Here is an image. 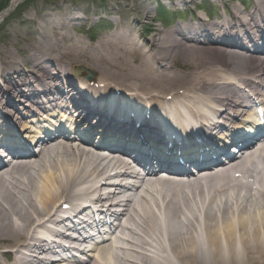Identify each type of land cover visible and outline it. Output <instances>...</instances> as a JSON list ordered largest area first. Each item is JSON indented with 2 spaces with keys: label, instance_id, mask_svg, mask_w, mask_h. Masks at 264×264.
I'll return each instance as SVG.
<instances>
[{
  "label": "bare ground",
  "instance_id": "6f19581e",
  "mask_svg": "<svg viewBox=\"0 0 264 264\" xmlns=\"http://www.w3.org/2000/svg\"><path fill=\"white\" fill-rule=\"evenodd\" d=\"M141 1L128 18L119 19L114 32L101 38L95 48L87 47L83 39L72 35L70 32L75 29L67 27L66 19L45 14L35 20V37L30 38L25 48L26 61L33 63L31 75L21 71L11 53L0 56V112L5 108L21 109L19 102L42 106L43 97L45 104L38 108L43 114L55 108L66 109L70 116L72 112L76 122L95 124L91 130L102 132L101 139L111 149L117 145L115 139L125 143L147 140L141 130L143 124L128 134L123 127L132 126L117 124L113 117L128 119L132 115L130 117L140 123L138 121L144 120L143 110L154 111L153 117L158 114L152 104L161 105L165 112H173L180 128L188 123L178 113V106L183 103H187L185 114L192 115L195 108L210 102L214 109L211 117L219 122H212L211 127L238 124L228 111L238 110L241 84L256 91L264 90V55L241 51L238 44L224 46L220 36L235 35L237 28H241L252 40L247 30L264 31V19L249 23L248 29L241 21H223L220 28L200 22L186 24L163 32L156 30L148 41L137 42L134 37L137 27L144 23L151 31L153 23L150 0ZM176 1L179 6L196 2ZM257 6L264 18V5ZM140 16L144 19H139ZM88 20L74 19L73 22L79 27ZM210 33L212 39L205 42L203 37ZM59 35L65 41L60 47L56 40ZM74 66H86L94 71L99 81L92 86V95L102 93L101 99L93 97L89 101L86 89L80 90L76 85L77 80L82 79L67 76L66 72ZM62 76L68 87L66 93L62 92L63 87L46 85L48 80L57 83ZM101 82L109 86L102 87ZM111 91H119L123 96L131 94L138 106H122L121 102H127L121 94L112 104L107 97ZM73 94L78 98H73ZM168 97H171L168 103L163 101ZM102 112L108 113L110 118ZM0 122L9 126V132H5L9 136L6 142L10 141L11 147L19 145L10 119L0 116ZM115 126L118 129H114ZM90 142L80 137L74 141L60 138L44 147L39 157H14L7 167L0 169V247L14 249V264H31L34 254L46 249L47 244L42 240L68 236L48 228L47 224H63L61 220L55 221L52 213L63 203L72 207L77 201L75 188L88 183L99 184L95 189H86L88 192L83 197L89 202L120 194L121 188L108 182L114 177L107 176L100 163L97 151L101 146ZM122 152L128 154L126 145ZM258 152L249 154L240 165L244 166ZM112 164L121 170L126 162L117 160ZM257 174L260 182V172ZM227 180L222 174L217 176V183L222 186ZM141 182L129 190L135 192L142 184H148V180ZM251 183L249 179L232 185L230 190L213 185L207 192L197 183L191 186L189 194L164 188L162 192L150 194V199L133 194L127 202L128 212L124 210L121 215L126 216L127 225L119 232L128 237L122 241L128 247L115 245L116 240L121 241L115 237L101 245L102 258L88 264H264V187L256 191L255 184ZM105 188L109 189L107 193H103ZM253 190L256 195L250 194ZM87 196L96 199L93 201ZM85 199L80 202L88 203ZM83 212H88V208L82 205L73 211L74 217ZM254 212L260 213L259 217H255ZM43 217L47 220L38 222ZM42 228L46 231L44 239L38 237L41 234L38 230Z\"/></svg>",
  "mask_w": 264,
  "mask_h": 264
},
{
  "label": "rangeland",
  "instance_id": "374dc122",
  "mask_svg": "<svg viewBox=\"0 0 264 264\" xmlns=\"http://www.w3.org/2000/svg\"><path fill=\"white\" fill-rule=\"evenodd\" d=\"M18 7V12L14 14L9 19H6L3 23H0V55L3 53H12L15 56L16 61H18L21 66H27L29 70H32V66L24 60L26 58L25 53H20L19 56L17 53L21 49L26 47L28 43V38L31 36L33 27V22L35 19H25L30 17H36L39 13L42 15L50 14L55 15V18L66 19L67 24L70 26L71 19L81 16V13L86 14L88 19H102L104 13H109L110 9L116 10L119 12L120 19L124 18L125 9L129 11L134 10L136 6L139 5L141 1L139 0H27L23 2ZM100 8V9H99ZM70 11H68V10ZM82 11V12H81ZM39 16V15H38ZM155 14L153 11H150V17L153 20L152 32H147L149 37H152L156 30L167 31L168 29L164 27L162 23L158 21V18H154ZM143 18V17H142ZM106 19H118V17H107ZM96 30H100L98 26L95 27ZM83 35L86 37V31L82 29ZM72 34V33H71ZM111 32L105 31L101 33V37H106L110 35ZM78 36L76 33L72 34ZM87 46H93L97 44L91 43L89 38L86 37ZM30 73V72H29Z\"/></svg>",
  "mask_w": 264,
  "mask_h": 264
}]
</instances>
